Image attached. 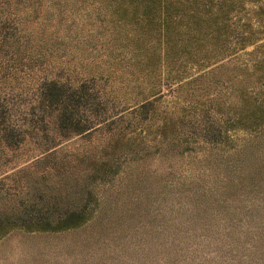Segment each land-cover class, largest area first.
Masks as SVG:
<instances>
[{
	"label": "trees",
	"instance_id": "trees-1",
	"mask_svg": "<svg viewBox=\"0 0 264 264\" xmlns=\"http://www.w3.org/2000/svg\"><path fill=\"white\" fill-rule=\"evenodd\" d=\"M236 130L264 131V0H0V150L96 133L129 148L134 133L183 152ZM106 164L85 175H106ZM35 208L0 210V236L91 213Z\"/></svg>",
	"mask_w": 264,
	"mask_h": 264
},
{
	"label": "rangeland",
	"instance_id": "rangeland-1",
	"mask_svg": "<svg viewBox=\"0 0 264 264\" xmlns=\"http://www.w3.org/2000/svg\"><path fill=\"white\" fill-rule=\"evenodd\" d=\"M133 136L129 148L96 133L44 152L0 150L1 213L33 202L53 217L84 203L91 211L75 227H13L0 236V264H264V131L183 152ZM62 157L72 161L59 171ZM104 161L106 175H85Z\"/></svg>",
	"mask_w": 264,
	"mask_h": 264
}]
</instances>
